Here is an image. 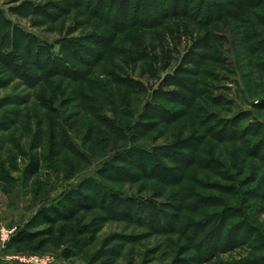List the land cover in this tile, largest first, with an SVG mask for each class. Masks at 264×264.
<instances>
[{
	"label": "rangeland",
	"instance_id": "rangeland-1",
	"mask_svg": "<svg viewBox=\"0 0 264 264\" xmlns=\"http://www.w3.org/2000/svg\"><path fill=\"white\" fill-rule=\"evenodd\" d=\"M113 1L0 0V228H48L38 211L63 207L64 193L81 184L95 199L58 221L38 251L40 239L12 250L0 240V260L26 264L13 253L38 252L52 258L47 264H263L264 3L212 0L230 13L211 21L217 6L199 0L165 18L176 1L151 0L144 17L141 1ZM206 33L208 45L197 47ZM106 34L115 42L92 40ZM45 53L73 63L49 66ZM184 77L193 90L184 104L157 96ZM160 102L162 110L147 108ZM179 132L198 141L170 183L157 179L160 164L144 173L152 170L145 150L144 167L139 152L133 165L124 161L132 148L169 144ZM33 155L42 170L32 176ZM104 189L124 199L129 217L118 201L103 208ZM85 226H95L96 239L66 256Z\"/></svg>",
	"mask_w": 264,
	"mask_h": 264
},
{
	"label": "trees",
	"instance_id": "trees-1",
	"mask_svg": "<svg viewBox=\"0 0 264 264\" xmlns=\"http://www.w3.org/2000/svg\"><path fill=\"white\" fill-rule=\"evenodd\" d=\"M131 1H133V0H127L126 2L131 3ZM138 1H141L143 3L144 8H143V13H141L140 11H137V14H139L140 16H143V17H144V15L148 14L147 10L150 7L149 5L150 4L155 5V3H153L151 0H137V2L135 3V6H137V4H139ZM174 1H176L175 6H172V8H170L167 11L164 10V12L162 13L163 18L169 16L171 13H174V15H183L182 13H184V14L190 13L189 12L190 9L188 10L187 6L189 4H191L192 1H194V0H174ZM253 1L254 0H250V2L252 3V4H250V6L257 5L256 0L254 2ZM198 2H199V5L201 4V6H204V4H207L210 9H213L215 5L217 6L216 9L210 11L209 14L206 15L207 17H209V15H211V21L216 20V19L218 20L220 18H224V17L229 16L228 14L230 12L228 11L229 9H227L225 4H221L218 2H217V4H214L212 2V0H199ZM261 3H264V0H262L260 2V4ZM116 4H117V1L114 0L111 5L115 6ZM127 11H128V14L125 13L126 18H128V16L132 12V10H130L128 8ZM133 12L136 13L135 11H133ZM211 24H212V22L206 23V25H211ZM179 25L182 26L181 23H178V27H180ZM121 26L124 27V25H118L115 27L121 28ZM185 26H189V25L185 24ZM215 28H216V26H215ZM219 28H220V26H219ZM195 31L196 30L194 28H192L191 34L193 35L195 33ZM198 34H200V33H198ZM113 35L114 34H106V36L105 35H103V36H97L96 35L94 38H92V40H94L97 45L103 47V46L107 45L108 42L109 43H111V41L115 42L116 38L114 39ZM198 41L199 42H195L197 44V47H199V45H203V46L206 44L208 45V33H206L204 36H200ZM194 51H195V53H194ZM191 52H192L191 53L192 55H196V56L205 55L204 52H198L194 49H192ZM45 56L47 59H48V57H50L48 59L50 61L49 66H52V67L58 62L61 64V66L64 65V66H62L63 68H65L66 65H70V63H73L72 60L71 61L67 60L68 62L64 63V61L62 60V55H59V57H55V56H52L50 53L49 54L45 53ZM81 63L85 64L84 61H81ZM194 64L198 67L201 66L197 62H194ZM75 68L78 69L77 67H75ZM199 69L200 68H198V70ZM198 70H194V72L198 71ZM182 81L183 82L181 83V82H179V79H178V82H175V84L180 85L179 86L180 89L163 90L162 88H159L157 90V91H159L157 96L159 98H163L165 100L173 101L176 103L180 102V103L184 104L186 102L185 96H189L190 94H192L193 90L191 88V82L188 81V78L184 77ZM170 82L171 81H170V77H169L167 80V83L169 84ZM162 106L163 105L160 102L156 105L155 104L150 105L147 108H149V110L150 109L151 110H153V109L162 110V109H164V107H162ZM140 125L147 126V128H148L147 124L142 123ZM142 126L139 128V131H143ZM192 132L196 133L197 131H195V129H194ZM54 137H55V134H54V132H52V134L49 137V141H48V156H47L48 159H51V157H53V155H55V153L53 152V148L55 147ZM197 141H198V138L196 137L195 134L194 135L190 134L189 136L184 137V136H182V132H179L177 134L176 139L173 140L169 144H162L159 146L155 145L151 149H146L143 147L132 148L133 155L129 153L128 158H125L124 161L133 165L134 164L133 161L135 160L136 154L139 151L145 150L146 154L148 155L149 159L151 160L152 170H149L148 172L146 170V172H145V169L143 168L144 173L145 174L146 173L147 174L153 173V169H156L157 165L160 164L161 167H159V170L161 172L158 174L157 179H159L163 184H165V183L169 182L168 181L169 178L175 176V174L183 172V171L179 172V167H183V164H184L183 160L188 161V160L193 159L191 157V155L195 154V143ZM187 147H193L194 148L193 153H187L185 150ZM163 153L165 154V156H167L168 161L163 159V156H162ZM144 155H145L144 152H139V156L138 155L136 156V159H138L137 160L138 164L141 165L142 167H144V162L141 160H143ZM133 156H134V160H133ZM176 158H179L181 160L176 161L175 160ZM117 161H119V160H117ZM172 166L174 168H172ZM169 169H173V172L166 174V173H168ZM41 170H42L41 159L39 157H36L35 155L31 156L30 160L28 161L27 166H26V172H28L30 175L33 176L35 174L40 173ZM117 173L122 174V176L124 177V174H127L128 171H126L124 174L120 173V172H117ZM81 186H82V184L80 186L75 187L74 189H71L68 192L64 193V196H63L64 202L62 205L63 207L51 204V205L43 206L38 211L37 216L41 217L40 223H46L47 225H49L48 228L41 229V230H39L38 228L35 230H31V229H28L27 226H25L23 228H19V229L17 228L16 232L13 234V236L11 237V239L8 243L7 249L12 250L13 248H11V247L18 246V245L22 246L23 244H26V243L31 245L32 242L40 239L37 246H32V248L34 249L33 251H36V250L38 251V250L42 249V247L45 245L47 238L50 237L54 233L55 225L58 221H60V220L70 221L71 219H73L77 215L78 212L87 211V210L94 208L95 204L93 201H95V199L93 197V194L83 192ZM102 191H103V193H106L105 194L106 198H108V197L111 198L107 201V203L105 205L101 204V205H103V208L109 209L113 200L118 201L121 206H123V204L125 203L124 199H122V197L115 190H109L110 192H108V193H107L108 190H106V189H104ZM121 213H126L129 217V212H128V210H126V206H123ZM147 213H149V212H147ZM155 213H158V211L155 210ZM152 214L154 215V212ZM212 221H214V220H212ZM94 228H95V226H91V227L85 226L82 229H80L79 235L81 238H79V239L76 238L72 242L73 243L72 248H70V250L66 249L65 255L70 256V255L74 254V252L76 253V250L85 244L86 239H88L90 242L94 241L96 239V234L94 233L95 232ZM232 239H236V236L234 235V237ZM229 240H231V238ZM102 255H106V258L107 257L110 258V257H112L113 252H110L109 250H104V253H102ZM179 258L180 257H177L174 260L167 262L165 264H188V262L185 261L186 260L185 258H180V259ZM263 264H264V262H263Z\"/></svg>",
	"mask_w": 264,
	"mask_h": 264
},
{
	"label": "built area",
	"instance_id": "built-area-1",
	"mask_svg": "<svg viewBox=\"0 0 264 264\" xmlns=\"http://www.w3.org/2000/svg\"><path fill=\"white\" fill-rule=\"evenodd\" d=\"M17 226L13 227H6V226H1L0 228V240L3 242H8L12 235L16 232ZM17 261H20L22 263L30 264V263H35V264H47L49 263L52 258L48 255H44L38 252H32V253H13L11 256Z\"/></svg>",
	"mask_w": 264,
	"mask_h": 264
},
{
	"label": "crops",
	"instance_id": "crops-1",
	"mask_svg": "<svg viewBox=\"0 0 264 264\" xmlns=\"http://www.w3.org/2000/svg\"><path fill=\"white\" fill-rule=\"evenodd\" d=\"M1 250V249H0ZM3 253V250L0 251V254ZM0 264H10L8 261L0 260Z\"/></svg>",
	"mask_w": 264,
	"mask_h": 264
}]
</instances>
